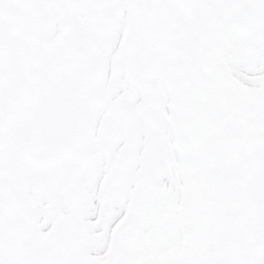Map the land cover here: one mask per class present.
Listing matches in <instances>:
<instances>
[{"label":"snow or ice","instance_id":"1","mask_svg":"<svg viewBox=\"0 0 264 264\" xmlns=\"http://www.w3.org/2000/svg\"><path fill=\"white\" fill-rule=\"evenodd\" d=\"M0 264H264V0H0Z\"/></svg>","mask_w":264,"mask_h":264}]
</instances>
